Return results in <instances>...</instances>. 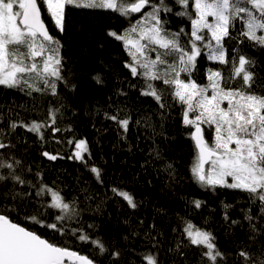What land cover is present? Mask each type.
Segmentation results:
<instances>
[{"label": "trees", "instance_id": "1", "mask_svg": "<svg viewBox=\"0 0 264 264\" xmlns=\"http://www.w3.org/2000/svg\"><path fill=\"white\" fill-rule=\"evenodd\" d=\"M169 3L175 11H180L173 0ZM42 17L50 34L62 45L60 55L66 84H58V97L40 93L28 95L0 87L3 142L14 145L0 151L22 161L23 168L18 171H22L26 180L37 182L40 179L58 189L66 200L75 201L80 216L78 223L73 221L66 225L65 235L34 224L25 217L38 211L44 222L50 224L55 222L57 212L41 207L44 201L35 196L34 189L17 186L18 191H31L32 198L26 202L3 201L10 209L11 219L53 243L93 259L95 264H145L143 257L148 253L155 254L159 264H202L199 248L183 246L187 244L182 235L185 221L212 233L217 247L228 257L223 264H237L235 254L241 247L247 246L249 251L258 254L264 244V232L257 235L255 241L249 240L250 226L244 219L249 209L253 215H258V206L251 205L247 194L239 190H211L194 182L190 169L195 150L189 136L193 129L183 125L181 107L176 104L160 109L152 97L142 96L143 80L133 77L124 66L130 57L122 42L107 34L109 30L122 32L139 19V14L125 18L111 11L68 7L63 32L56 29L46 8L42 9ZM162 18L168 21L166 27L171 32L181 27L190 29V22L184 17L162 14ZM239 27L237 24L233 36ZM225 47L229 52L239 49L254 61L250 69L255 73L254 90L264 94V48L253 47L247 41L237 44L235 40H227ZM152 55L154 58L155 54ZM209 67H220L225 76L229 74L226 66L200 59L194 73L199 84L207 83L205 70ZM96 76L102 83L96 82ZM156 84L172 105L167 86ZM50 106L60 109L56 124L61 129L59 133L54 135L44 130L43 141L23 128L9 134L10 121H44ZM118 111L121 119L129 118L126 133L114 121L105 118V113L113 115ZM211 135L212 130H207L209 143ZM69 139L88 142L89 167L67 158L74 151V146L67 144ZM44 151L59 153L65 158L49 160L42 155ZM92 166L100 170L103 183L89 170ZM37 172L41 174L39 178ZM6 183L7 188L12 187L10 180ZM113 187L132 194L137 207L133 209L122 199L114 198ZM195 200L202 201L199 209L192 203ZM225 204L231 207L225 209ZM225 213L228 220L224 219ZM232 221L239 223L232 224ZM254 223L260 226L264 219ZM79 227L93 239L102 240L108 251L102 254L90 243L73 236L70 229ZM177 245L182 246L183 255L175 251ZM114 251L120 253L117 261L111 255Z\"/></svg>", "mask_w": 264, "mask_h": 264}, {"label": "snow or ice", "instance_id": "2", "mask_svg": "<svg viewBox=\"0 0 264 264\" xmlns=\"http://www.w3.org/2000/svg\"><path fill=\"white\" fill-rule=\"evenodd\" d=\"M173 4L178 5L180 11H175L169 0H0V87L28 95L40 93L58 97V84H66L60 55L62 45L50 34L42 18L43 8L60 32L65 28L68 7L111 11L125 18L139 14V19L128 28L120 33L109 30L108 36L122 42L130 57L124 66L133 77L143 80L140 94L152 97L160 109L178 104L183 125L194 129L189 132L195 150L190 169L194 182L211 190H239L247 194L251 205L258 206V215H253L251 209L244 214L250 226L248 238L255 241L256 236L264 232V224L254 223L264 219V94L254 90L255 73L250 70L254 61L239 49L229 52L225 43L227 40H235L237 44L247 41L253 47L264 48V0H173ZM162 14L186 18L190 29L181 27L176 32L169 31L168 21ZM237 24L240 27L233 36ZM200 59L226 66L229 74L225 76L220 67H209L205 70L207 83L199 84L194 73ZM94 79L102 83L99 76ZM156 82L167 86L172 105L167 103L164 91ZM59 113V108L50 106L44 121H10L9 134L23 128L43 141L44 130L54 135L61 131L56 126ZM105 118L114 121L125 133L128 131L129 118L121 119L119 111L113 115L105 113ZM209 129L212 130L211 143L206 139ZM3 138L4 130L0 129V150L14 147L3 142ZM67 144L74 146L72 155L67 158L89 167L88 142L69 139ZM42 155L53 161L65 158L47 151ZM22 168L21 160L0 151V264H95L93 259L53 243L11 219L10 209L3 201L30 200L31 191L17 190V186H27L44 201L41 207L54 209L57 215L50 224L44 222L38 211L25 219L61 235L67 234L69 222H79L80 211L75 201L66 200L58 189L40 179L37 182L26 180L22 171H18ZM89 170L103 183L97 167ZM40 175L36 173L37 178ZM9 180L11 188H7ZM111 192L129 207H137L129 192L118 187H113ZM45 198L49 199L45 201ZM192 203L197 209L202 206L200 200ZM224 207L228 209L231 205ZM224 219H229L227 213ZM238 223L232 221V224ZM70 231L78 240L98 248L100 253L108 251L102 240L93 239L83 227ZM182 235L187 241L184 247L200 249L202 264L227 261L228 257L217 247L211 232L185 221ZM175 251L183 255L181 245H177ZM111 255L117 261L120 253L114 251ZM235 255L237 264H264V244L258 254L245 246ZM143 260L145 264H159L153 253L146 254Z\"/></svg>", "mask_w": 264, "mask_h": 264}, {"label": "rangeland", "instance_id": "3", "mask_svg": "<svg viewBox=\"0 0 264 264\" xmlns=\"http://www.w3.org/2000/svg\"><path fill=\"white\" fill-rule=\"evenodd\" d=\"M47 12V11H46ZM48 14V13H47ZM209 19H211V18H209ZM136 21V20H135ZM135 21H134V23H135ZM211 137H212V135H211ZM212 139V138H211ZM207 167V166H206Z\"/></svg>", "mask_w": 264, "mask_h": 264}, {"label": "water", "instance_id": "4", "mask_svg": "<svg viewBox=\"0 0 264 264\" xmlns=\"http://www.w3.org/2000/svg\"><path fill=\"white\" fill-rule=\"evenodd\" d=\"M42 18H43V17H42ZM46 26H47V25H46ZM47 28H48V27H47ZM193 130H194V129H193ZM193 130H192V131H193ZM73 251H74V250H73Z\"/></svg>", "mask_w": 264, "mask_h": 264}]
</instances>
